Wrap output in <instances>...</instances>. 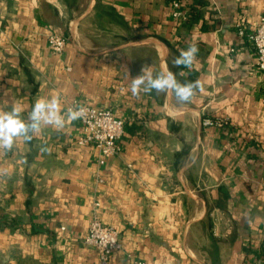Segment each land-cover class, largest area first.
I'll list each match as a JSON object with an SVG mask.
<instances>
[{
    "label": "crops",
    "instance_id": "0c3cea01",
    "mask_svg": "<svg viewBox=\"0 0 264 264\" xmlns=\"http://www.w3.org/2000/svg\"><path fill=\"white\" fill-rule=\"evenodd\" d=\"M178 1L186 22L172 0H0V111L58 96L126 124L105 164L78 120L0 151V264H102L84 243L96 214L120 233L109 264H264V73L237 28L257 30L264 0ZM190 44L193 67H175ZM144 66L202 90L135 97Z\"/></svg>",
    "mask_w": 264,
    "mask_h": 264
},
{
    "label": "clouds",
    "instance_id": "9594fccd",
    "mask_svg": "<svg viewBox=\"0 0 264 264\" xmlns=\"http://www.w3.org/2000/svg\"><path fill=\"white\" fill-rule=\"evenodd\" d=\"M198 52V47L190 44L186 50H180L172 63L177 68L191 69ZM198 90H202L199 80L180 82L171 70L161 69L153 73L151 66H144L139 75L131 78L130 85L131 94L135 97L155 91L158 94H172L181 104L190 103ZM22 111L21 107L15 105L11 111H0V151H11L19 138L31 141L45 127L63 129L66 122L81 119L86 109L76 107L64 112L59 97L52 96L37 98L27 118L22 116Z\"/></svg>",
    "mask_w": 264,
    "mask_h": 264
},
{
    "label": "built area",
    "instance_id": "2783aa9c",
    "mask_svg": "<svg viewBox=\"0 0 264 264\" xmlns=\"http://www.w3.org/2000/svg\"><path fill=\"white\" fill-rule=\"evenodd\" d=\"M172 17L175 21L186 22L189 19L188 14L182 9L178 0L171 2ZM238 34L246 36L256 50L257 66L264 73V13L260 16L258 28L252 33H248L244 25L237 26ZM48 43L51 49L61 54L67 47V40L64 35L59 33H51L48 35ZM264 102V95L262 96ZM83 107L86 109L84 116L77 119L83 133L78 139V144L82 146L93 145L101 152V164H105V159L114 156L121 151L120 141L125 133V121L117 118L111 109H102L89 105H82L78 102L67 107L76 108ZM226 120H206L205 125L223 126ZM64 230V228H62ZM84 243L94 247L101 258L102 264H109L111 255L121 249L120 233L113 226L103 224L99 216L96 214L90 223L89 230L84 237ZM135 264H151L142 260H138Z\"/></svg>",
    "mask_w": 264,
    "mask_h": 264
}]
</instances>
